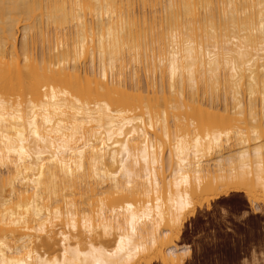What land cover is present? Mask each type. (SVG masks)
<instances>
[{"label":"bare ground","instance_id":"6f19581e","mask_svg":"<svg viewBox=\"0 0 264 264\" xmlns=\"http://www.w3.org/2000/svg\"><path fill=\"white\" fill-rule=\"evenodd\" d=\"M29 2L46 7L14 28L5 30L0 13V98L23 105L14 118L12 109L0 113V241L21 250L9 259L31 251L32 264H95L84 254L114 250L124 234L142 249L133 264H185L191 248L177 242L198 207L231 192L264 204V0ZM186 40L195 45L190 56ZM210 55L220 62L219 88L202 83ZM174 60L181 69L193 61L195 84L184 72L174 91L169 75L165 89L161 61ZM149 114L160 131L140 135ZM165 124L171 140L161 163ZM181 201L191 210L173 226Z\"/></svg>","mask_w":264,"mask_h":264},{"label":"snow or ice","instance_id":"6c2138e0","mask_svg":"<svg viewBox=\"0 0 264 264\" xmlns=\"http://www.w3.org/2000/svg\"><path fill=\"white\" fill-rule=\"evenodd\" d=\"M46 6L45 5H41V4H33L31 2H29V0H0V13H2L3 16V23H4V27L5 30H8L9 28H14L17 24L18 20H25L28 18H31L32 14H33V10H42L44 9ZM66 7V6H65ZM76 7H80L79 5H77ZM99 7V6H97ZM107 7V6H106ZM37 20H39V16L36 17ZM262 21H264V15H262L261 17ZM261 34L262 36H264V23L261 24ZM108 39L111 42V40L113 39L112 33L111 31H109V35H108ZM176 36L173 35L171 37L172 40V44L173 47L175 48L176 45ZM101 41H103V37H101ZM117 43H119V40L117 38ZM184 47L186 50V53L188 54V56L191 55L192 50L194 49L195 45L191 40H186L184 43ZM262 51H264V45H262ZM225 63H227V61H225ZM219 60L216 59L213 56H209V71L206 74V78L204 79V81H202V83H215L216 87L219 88L220 86V78H219ZM193 65V61L189 60V63L187 66H185V68L181 69V67L179 66V62L178 60H174L173 62H171L170 67L168 66L167 62L165 61H161V65H160V73L159 75L162 77V83L163 86L165 87V89H167L168 86V79H169V75L172 78V83H173V91L175 90V81L177 79V77H180L181 79L183 78V73L186 72L188 75V81L190 84H195L196 80H195V70ZM231 71L234 74L238 73V70L235 66V64L231 65ZM262 75H264V73H262ZM225 76H227V68H225ZM208 77H211V80L208 79ZM238 80V74L234 75L232 78V85L234 86L236 81ZM224 86L225 88L228 87V81L227 79L224 82ZM46 91V90H45ZM45 100H47V95H45L44 97ZM74 105H82V101L79 99L74 100ZM23 105L20 103L19 98L13 97L12 100L10 101L8 99V97H3L0 98V113H5L7 112L9 109H12V113H13V118H14V114L15 112L19 109L22 108ZM96 108H104L107 111L111 112V108L108 106L107 103L101 105L99 103H97L95 105ZM5 117L3 115H0V120H3ZM159 119V117H158ZM125 124L128 123H137L135 121H125ZM139 124H143L145 125V129H142L141 132L139 133L140 135H144V131L145 130H152L153 132H159L160 128L158 125H154L152 123V117L151 114H149L146 118L141 119L140 121H138ZM109 135H111V133H109ZM125 135V133H123V131L121 132V136ZM255 135V133H254ZM182 139V134L181 137ZM37 139H39V136H37ZM163 140H171V137L168 133L167 130V124H165V128H164V132L162 134V140H161V148H160V155H161V163L162 158L165 154V149L163 147ZM199 143V139H197V144ZM103 147V145H101V148ZM109 147H112L111 141H109ZM120 146L116 145L115 149L119 150ZM124 152H121L120 155V160L121 163L119 164V167L121 168V170L124 169V163L123 161L125 160V156L127 154V145H124ZM145 149H147V143L145 142ZM23 147L21 148V152H23ZM183 145L182 144H178L176 145V152H177V159L180 158V154H182L183 152ZM152 153H153V162H155V154H156V148H155V141H153V148H152ZM59 155V150H57V156ZM112 155V159L113 161H115V151H112L111 153ZM146 164L148 163V159L147 157L145 158L144 161ZM186 163V162H185ZM69 172H71V169H68ZM79 171H83V168L81 167L79 169ZM183 175V173H182ZM183 179L185 181H187V177H183ZM197 183H199V181L197 180ZM234 184H236V186H242L241 185V181L240 178L237 177L234 181ZM128 187H131V184L128 185ZM159 187V186H157ZM218 189H223V185H218L217 186ZM223 203H225V205L227 206L228 204L231 203V201H222ZM157 205H159V200L157 201ZM128 207H132V205H128ZM185 209L187 210H191V204H185L183 201H181L177 207L175 209L172 210L171 213V223L173 226L178 225L179 220L181 219V213L185 212ZM227 211H236L237 209L232 208V209H228L226 207ZM60 209H57V215L60 214ZM41 218H42V214H41ZM133 221H135V217L132 218ZM4 226L6 228H10L12 227V225L7 222V220H5L4 222ZM88 226V221L87 219H85V228H87ZM70 228L74 229L75 228V222H73L70 225ZM136 232V228L133 226L131 228V233L134 234ZM105 233H107V228H105ZM62 239H67L66 237L62 236ZM153 247L156 246V240L153 237L152 241H151ZM141 247L136 246L135 241L133 239L132 235L129 236H125L124 234H120L119 236V240L115 245L114 250H109V251H105L104 249H96V248H92V252L91 253H85L84 255H93V259L95 260V264H133L132 262V257L135 253H139L141 251ZM20 248H10L8 247L6 240L0 241V264H32V260H31V256L32 253L31 251H28L27 257L21 255L19 258H15V259H9L8 256L9 255H15L16 253L20 252ZM97 253L99 255V257H103V259L97 258ZM65 255L67 256L68 253L66 252ZM248 255V259L245 262V264H264V245H262L261 247V252H260V257L259 259H257L256 255L254 253L251 252V250L249 251ZM42 264H61L59 259H53V260H45L42 262ZM63 264H69L68 260L65 259V261L63 262Z\"/></svg>","mask_w":264,"mask_h":264},{"label":"rangeland","instance_id":"374dc122","mask_svg":"<svg viewBox=\"0 0 264 264\" xmlns=\"http://www.w3.org/2000/svg\"><path fill=\"white\" fill-rule=\"evenodd\" d=\"M222 201L231 203L226 206ZM177 243L191 248L185 264H245L250 250L259 259L264 245V204L256 208L242 192L206 202L188 217Z\"/></svg>","mask_w":264,"mask_h":264}]
</instances>
